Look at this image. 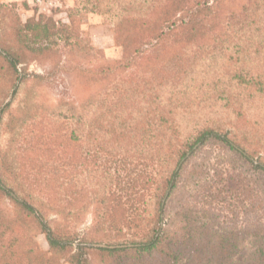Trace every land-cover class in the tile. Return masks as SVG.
Instances as JSON below:
<instances>
[{"label":"trees","instance_id":"obj_1","mask_svg":"<svg viewBox=\"0 0 264 264\" xmlns=\"http://www.w3.org/2000/svg\"><path fill=\"white\" fill-rule=\"evenodd\" d=\"M75 2L69 26L0 4V264H264V0ZM110 12L123 58L49 102L44 78L19 67L54 61L60 42L95 57L80 25ZM211 174L243 185L241 260L237 214L213 216Z\"/></svg>","mask_w":264,"mask_h":264},{"label":"rangeland","instance_id":"obj_2","mask_svg":"<svg viewBox=\"0 0 264 264\" xmlns=\"http://www.w3.org/2000/svg\"><path fill=\"white\" fill-rule=\"evenodd\" d=\"M234 7L238 8L240 5V0H233ZM23 2L20 1L17 4V13L20 15L21 19L25 22L29 18L35 17L37 15H45L48 17L54 18L61 24L65 26L70 25V21L68 18L67 12L68 9H72L76 7L75 0H60L59 8L44 9L38 6H35L32 3V0L28 3V6H23ZM6 3L5 0H0V4ZM11 3V2H8ZM79 21L81 19L78 18ZM119 20V15L116 12H110L107 14H98V13H89L84 17L83 21L80 25V30L82 33H85L92 45L96 48L95 57L90 58V60H81L80 58H71L69 56L70 50L69 48H64L63 42L61 43V52L58 57L54 61H31L25 65H21L19 69H27L28 73L31 75H38L43 77L44 79L40 81L42 88L44 90V97L51 103H57V101L61 98H72L75 93H77L80 89L79 86L86 81V75L83 71L86 69L96 70L99 61L106 60L109 62L119 61L124 56L123 47L119 46L116 41L115 29L117 22ZM5 136L2 137V145L4 146ZM67 149H69L67 147ZM206 149H201L196 158L193 160L197 161L200 158L208 155ZM218 151H212L209 160V167L214 163H217ZM62 159L69 161V156H64ZM72 166H67L66 169L70 170ZM141 168V167H140ZM143 168V167H142ZM147 170V174H149L152 170L151 165H147L145 167ZM219 182V184H217ZM228 176H224L223 182L216 179L213 174H211L209 179V185L213 187L212 194L210 195L209 201L213 200V216L217 218V223L219 219L221 222L228 221L234 219V215L237 214V237L241 238V249L242 252L240 256L237 258L241 260L252 251L253 247L251 245L252 234H244L243 227L246 224L245 217L243 215V207L248 205V201L244 202V198L242 195L243 185L239 184V186H235L232 190L228 191ZM221 190V198H215L216 195L220 194ZM3 206L7 209H11V205L8 201H3ZM261 214L260 212H258ZM56 218L55 215H51L50 219ZM251 224L254 222V216L250 218ZM93 222V214L88 213L81 224L77 228V232L80 235H83L86 230L92 225ZM218 227L216 226L215 229ZM243 233V234H242ZM81 238V237H80ZM37 241L40 249L46 253L50 257L49 253V244L44 235H39L37 237ZM78 242L75 243L77 246ZM98 247H105V245H93ZM54 262V259L52 260ZM60 264H69L64 260L60 261Z\"/></svg>","mask_w":264,"mask_h":264},{"label":"built area","instance_id":"obj_3","mask_svg":"<svg viewBox=\"0 0 264 264\" xmlns=\"http://www.w3.org/2000/svg\"><path fill=\"white\" fill-rule=\"evenodd\" d=\"M32 3L35 6L49 10H51L52 8H59V6L61 5L60 0H32Z\"/></svg>","mask_w":264,"mask_h":264},{"label":"crops","instance_id":"obj_4","mask_svg":"<svg viewBox=\"0 0 264 264\" xmlns=\"http://www.w3.org/2000/svg\"><path fill=\"white\" fill-rule=\"evenodd\" d=\"M20 1L30 2V0H5L6 3H8V2H20Z\"/></svg>","mask_w":264,"mask_h":264}]
</instances>
